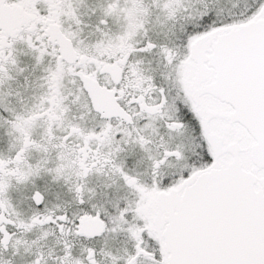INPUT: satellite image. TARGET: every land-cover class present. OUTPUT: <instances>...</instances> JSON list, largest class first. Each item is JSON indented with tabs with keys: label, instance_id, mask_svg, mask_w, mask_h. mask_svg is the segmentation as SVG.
I'll return each instance as SVG.
<instances>
[{
	"label": "snow or ice",
	"instance_id": "obj_1",
	"mask_svg": "<svg viewBox=\"0 0 264 264\" xmlns=\"http://www.w3.org/2000/svg\"><path fill=\"white\" fill-rule=\"evenodd\" d=\"M0 264H264V0H0Z\"/></svg>",
	"mask_w": 264,
	"mask_h": 264
}]
</instances>
